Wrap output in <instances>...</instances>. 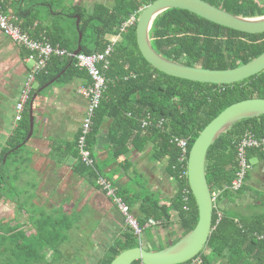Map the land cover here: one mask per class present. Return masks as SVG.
<instances>
[{
  "label": "trees",
  "instance_id": "1",
  "mask_svg": "<svg viewBox=\"0 0 264 264\" xmlns=\"http://www.w3.org/2000/svg\"><path fill=\"white\" fill-rule=\"evenodd\" d=\"M152 1L113 0L111 4L98 1L91 7L77 4L64 9L61 0H0V11L33 39L47 41L53 47L71 53L78 44L84 54L99 53L107 46L111 47L106 57L107 66L98 64L104 77V87L91 117L90 130L85 136L92 164L81 160L78 148L80 130L64 151L77 160L74 170L90 181H97L102 174L94 162L92 147L104 121L110 123L112 160H118L131 149L141 151L145 145L151 144L152 155L155 159L167 160L169 172L178 185L170 204L160 205L147 192H140L139 195L137 190L130 192L120 184L121 179L110 182L104 178L110 183L114 197L120 198L130 212L137 197L142 217L136 221L149 238L151 233L145 228L149 218L158 221V225H164L169 222V210L177 213L181 234L166 243V247L192 230L198 219L197 206L186 176L191 145L200 131L227 106L247 98H264V70L231 84L196 82L158 71L141 55L135 34L137 15ZM204 1L235 15L253 17L264 14V0ZM131 16H135L133 23L124 26ZM79 32L82 34L80 42ZM149 37L152 47L167 59L208 69L234 68L264 52V32L237 31L179 8L157 15ZM63 70L58 80L75 76L84 79L87 84L91 81L87 70L77 66L75 58L71 61V56L52 54L44 69L35 75L38 87ZM33 92L34 89L24 104L12 139L0 151L1 166L4 154L12 150L0 170V201L13 202L25 216L22 223L0 224V253L17 255L20 263L25 258H31L35 264H50L43 248L49 247L58 255L51 259H58L60 248L67 240L68 233L72 232L77 218L75 213L63 209H35L33 196L27 195L22 199L17 188L19 168L26 164L28 157L21 155L24 144L17 149L16 146L25 140L29 130L28 110ZM247 131L264 138V114L236 122L207 151L205 175L214 208L208 240L203 250L195 256L201 259L200 264H216L220 260L224 264H264V212L238 215L220 210L218 219V203L250 187L246 184L250 171L239 189L230 187L238 169L236 145ZM180 140L185 141L184 151L178 144ZM247 158L249 161L252 158L264 161V147L248 149ZM97 186L101 185L97 182ZM121 237L108 246L98 264H110L121 251L140 245L138 236L127 223ZM145 248L157 250L163 246ZM140 263L136 260L131 264Z\"/></svg>",
  "mask_w": 264,
  "mask_h": 264
},
{
  "label": "crops",
  "instance_id": "2",
  "mask_svg": "<svg viewBox=\"0 0 264 264\" xmlns=\"http://www.w3.org/2000/svg\"><path fill=\"white\" fill-rule=\"evenodd\" d=\"M61 1L63 4L64 0ZM82 1L71 0L70 5L91 7L98 1L111 4L113 0H91V4L87 6ZM32 65V60L27 59V50L12 42L0 31V151L12 139L17 124L15 106ZM58 78L41 91H38L39 88L49 81L40 87L36 81L37 86L33 92V95L36 94L33 100V131L21 152V155L27 156L28 159L26 164L19 168L17 188L26 185L25 188L29 189L28 195L33 196V204L38 210L63 209L75 213L77 218L83 213L84 208H90L99 221L98 226L91 232L95 248L82 255L79 264H98L108 246L122 238L121 232L126 223L118 205L101 186H97L96 180L90 181L74 170L77 160L64 151L65 146L75 140L80 130L87 99L77 90L87 83L75 76L68 80ZM109 130V121H104L92 147L94 162L102 176L110 182L121 179L122 186L130 189V192L137 190L138 195L140 192L152 194L160 205L170 204L178 185L169 172L167 160L155 159L151 144L145 145L141 151L131 149L118 160H112ZM247 182L248 180L246 184ZM248 191L249 189L236 196L232 195L229 199L224 198L218 203L219 211L244 215L249 214L254 205H263V202L255 200L254 197L252 201L246 200ZM52 195L55 196L54 200L51 199ZM136 199L137 197L131 207V214L138 219L142 214L139 209L140 203ZM177 219V213L169 210V222H165L164 225H145L151 233L152 240L144 238V246L153 248L151 244L160 243L162 239L170 242L175 240L172 235L176 238L180 235ZM78 222L77 218L73 230L79 227ZM110 239L112 242L107 244ZM216 264H224V261L220 260Z\"/></svg>",
  "mask_w": 264,
  "mask_h": 264
},
{
  "label": "water",
  "instance_id": "3",
  "mask_svg": "<svg viewBox=\"0 0 264 264\" xmlns=\"http://www.w3.org/2000/svg\"><path fill=\"white\" fill-rule=\"evenodd\" d=\"M179 8L190 11L204 19L219 25L246 33L264 32V14L245 17L235 15L220 9L204 0H153L143 7L136 19V43L143 58L155 69L167 75L196 82L231 84L251 77L264 70V52L251 61L229 69H208L198 66H188L167 59L159 54L150 41L149 32L153 20L165 10ZM79 22L77 16L76 24ZM79 32L78 42L81 40ZM82 52L80 44L73 52L74 56ZM52 78L44 87L54 82L62 73ZM29 102V130L25 140L16 149L26 143L33 131V100ZM264 114V98H247L237 101L224 108L198 134L190 147L187 164V182L195 200L198 219L192 230L176 242L157 250H148L143 245L128 248L118 253L110 264H131L139 260L143 264H181L197 256L204 248L212 229L213 196L205 175V160L207 151L214 141L236 122ZM11 151V150H10ZM6 152L1 162L2 169Z\"/></svg>",
  "mask_w": 264,
  "mask_h": 264
},
{
  "label": "built area",
  "instance_id": "4",
  "mask_svg": "<svg viewBox=\"0 0 264 264\" xmlns=\"http://www.w3.org/2000/svg\"><path fill=\"white\" fill-rule=\"evenodd\" d=\"M137 19V18H136ZM135 20V16H131L125 23L124 26L132 24ZM0 31L4 36L10 39L12 42L16 43L20 47L26 49L29 54L27 56L28 60H32L33 65L28 71L23 86L20 90L18 101L16 103V120L21 118V112L23 110L24 104L28 99L32 91V83L35 81V75L46 66L47 60L52 54L59 56H73V53L61 49L58 47H53L49 42L42 41L38 39H33L26 32L22 31L19 26H16L13 22H10L7 15L0 11ZM111 50L110 46H107L104 51L99 53L84 54L82 52L76 54L74 58L76 59L77 66L87 70L90 77V83L82 85L78 88V93L87 99L86 111L80 126V134L78 136V148L81 160L86 164H92V158L90 157V152L86 148V138L85 136L91 127V117L93 115L94 109L97 108L99 100L101 97V92L104 87V77L100 72L99 63H103V66H107L106 57L109 55ZM178 144L181 146L182 150H185V141L180 140ZM264 147V138L256 137L252 132H245L240 138L236 145V159H237V172L236 177L232 180L230 187L234 190L239 189L245 183V176L249 171H251V163L247 158V150L251 148ZM98 184H100L107 192L108 196H113L114 202L118 205L121 213L124 214L126 218V223L131 226L134 233L138 236V241L143 244V230L139 227L136 219L130 213L128 206L121 201L120 198L114 197L113 189L110 183L102 176L97 178ZM187 192V190H185ZM221 213L218 211V219ZM159 222L149 218L145 225L155 226ZM192 264H200L201 259L194 257ZM143 264V263H140Z\"/></svg>",
  "mask_w": 264,
  "mask_h": 264
},
{
  "label": "rangeland",
  "instance_id": "5",
  "mask_svg": "<svg viewBox=\"0 0 264 264\" xmlns=\"http://www.w3.org/2000/svg\"><path fill=\"white\" fill-rule=\"evenodd\" d=\"M82 2L86 6L91 4L90 3L91 0H83ZM70 4H71V0H64L63 8L67 9L70 6ZM36 86H37L36 81H34L32 83V89L36 88ZM250 162L252 165H251V171H250V178L248 179V182H247L250 186L249 191H248V194L250 196L246 195L249 197V198L247 197L246 200L252 201L253 197H254L255 200L263 202V205H259V206L254 205L251 208V210L249 211V213H252V212L253 213H262V212H264V161H259V160H257V158H252L250 160ZM25 186L26 185L24 184L21 187H19V189H18L19 192L21 193L22 199L25 198V196H27L29 193V189L25 188ZM51 199L54 200L55 196L52 195ZM111 199L114 202L113 196H111ZM11 208H13V207H11L8 203L0 201V217L6 216L7 214H10L12 211ZM89 209L90 208H88V207L84 208L83 213H80L77 216V218L79 220V222H78L79 227L77 224L76 226L78 228H75L74 230H72V232L68 233L67 240L62 244V246L60 248L62 255L67 254V256H71V257L80 259V257L82 255H84L86 252L95 248V240L91 237V232L94 228H96L98 226L99 221H98V218L94 217V213H92V211ZM13 210H15V207L13 208ZM14 212H15L16 216H18V213L16 211H14ZM122 215H123L124 221L126 223L127 222L126 218H125L123 213H122ZM24 220H25V217L21 216V221L24 222ZM77 230H78V232H77ZM178 232L179 231H177V233ZM180 234H181V232H180ZM173 237H174V239L176 238L175 236L172 235V238ZM144 238L146 240L150 241L149 236L143 232V242H144ZM111 242L112 241L110 239L106 243L110 244ZM113 243L114 242H112L111 244H113ZM166 243H170V241L162 239L160 241V243L151 244V246H153V248L163 246V248H164L165 247L164 245ZM142 245L144 246L145 244L143 243ZM43 253H45V257H47V258L53 257L51 255L54 254V252L51 251V249L49 247L43 248ZM103 253H104V250H102V254Z\"/></svg>",
  "mask_w": 264,
  "mask_h": 264
},
{
  "label": "flooded vegetation",
  "instance_id": "6",
  "mask_svg": "<svg viewBox=\"0 0 264 264\" xmlns=\"http://www.w3.org/2000/svg\"><path fill=\"white\" fill-rule=\"evenodd\" d=\"M11 207H15V210L11 208V213L7 214L6 216L0 217V224L4 225L6 223H9L11 225H14L16 223H22L21 216L25 217L24 214L17 208V206L11 202L7 201ZM18 213V216H16L15 212ZM142 245V244H141ZM66 255H60L58 259L56 258H47L48 261H50V264H79L80 259L74 258L71 256ZM21 260L17 258V255L10 254V253H0V264H35V262L31 258H25L22 260V263H20Z\"/></svg>",
  "mask_w": 264,
  "mask_h": 264
}]
</instances>
